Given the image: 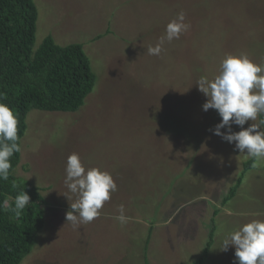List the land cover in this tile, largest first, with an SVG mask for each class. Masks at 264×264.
<instances>
[{"label":"rangeland","instance_id":"374dc122","mask_svg":"<svg viewBox=\"0 0 264 264\" xmlns=\"http://www.w3.org/2000/svg\"><path fill=\"white\" fill-rule=\"evenodd\" d=\"M34 2V50L46 37L81 44L95 85L74 112L26 116L14 173L40 189L45 205L42 228L20 264H193L212 225L202 264H237L233 247L221 251L223 241L264 221V159L255 160L221 206L251 157L213 134L221 118L202 110L207 98L196 84L219 75L228 55L264 66V0ZM181 11L189 29L150 55ZM250 123L259 124L258 117L244 127ZM73 153L117 185L100 216L78 228L65 220L74 202L64 197ZM121 205L124 223L117 219Z\"/></svg>","mask_w":264,"mask_h":264},{"label":"trees","instance_id":"16d2710c","mask_svg":"<svg viewBox=\"0 0 264 264\" xmlns=\"http://www.w3.org/2000/svg\"><path fill=\"white\" fill-rule=\"evenodd\" d=\"M36 21L34 0H0V103L7 104L18 118L19 146L30 110L74 112L95 85V75L81 44L61 46L46 37L34 50ZM261 120L264 115L258 116L259 123ZM261 127L264 129V125ZM10 162L9 179L0 180V204L25 191L31 205L19 217L0 208V264H20L30 254L43 225L45 205L40 189L14 173L20 152L14 153ZM254 162L250 158L243 164V171L222 198L221 206L236 195L245 172ZM10 203L14 206V199ZM218 212L216 209L213 215ZM212 229L215 230L214 225ZM213 230L202 255L193 264H202L212 243Z\"/></svg>","mask_w":264,"mask_h":264},{"label":"clouds","instance_id":"9594fccd","mask_svg":"<svg viewBox=\"0 0 264 264\" xmlns=\"http://www.w3.org/2000/svg\"><path fill=\"white\" fill-rule=\"evenodd\" d=\"M185 13L177 14L166 27V35L155 47H149L150 55H160L164 40L179 39L190 25L184 23ZM197 89L207 99L202 110H215L221 118L220 123L212 130L213 134L223 141L234 144L235 150L244 153L256 161L264 159V120L259 124L250 123L264 115V66L254 64L249 58L226 56L220 64V72L214 79L202 76L197 81ZM0 99L3 94L0 93ZM18 118L14 111L5 103H0V180L7 181L12 167L10 158L20 152L18 144ZM232 125L239 126V132L232 131ZM225 129V132H221ZM64 185L68 192L64 197L74 202L65 213L66 222L74 228L87 224L100 216L105 202L110 200L111 193L117 191L112 176L99 168L86 169L78 154H71L66 162ZM69 193L71 195H69ZM14 199V206L10 203ZM30 204V197L22 191L13 197H7L0 208L21 215ZM117 219L124 223L123 206H120ZM229 246L235 249L237 264H264V221L253 220L239 230L230 233L223 241L221 251H228Z\"/></svg>","mask_w":264,"mask_h":264}]
</instances>
